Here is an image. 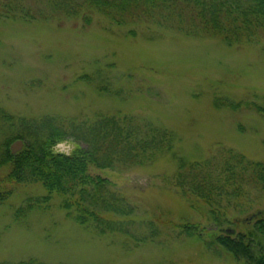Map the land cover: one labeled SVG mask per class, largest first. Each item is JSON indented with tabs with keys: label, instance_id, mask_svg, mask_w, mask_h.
Instances as JSON below:
<instances>
[{
	"label": "rangeland",
	"instance_id": "1",
	"mask_svg": "<svg viewBox=\"0 0 264 264\" xmlns=\"http://www.w3.org/2000/svg\"><path fill=\"white\" fill-rule=\"evenodd\" d=\"M215 97L264 106V39L227 44L153 22L116 24L96 12L89 23L81 16H0V109L5 112L0 147L17 140L12 136L23 127L17 118L42 116L69 123L128 114L176 134L172 151L145 165L89 166L92 175L107 177L135 205L132 235L90 231L67 214L60 195L18 213L27 198L46 190L40 183L6 180L11 194L0 202V261L246 264L213 237L230 229L226 232L245 234L256 250L264 249V190L249 187L245 211L217 228L174 183L176 157L200 161L231 149L264 162V112L216 106ZM6 115L12 118L5 120ZM76 148L87 144L71 135L51 147L66 154ZM9 169L0 167V180ZM186 222L199 225V232L178 233V224Z\"/></svg>",
	"mask_w": 264,
	"mask_h": 264
},
{
	"label": "trees",
	"instance_id": "2",
	"mask_svg": "<svg viewBox=\"0 0 264 264\" xmlns=\"http://www.w3.org/2000/svg\"><path fill=\"white\" fill-rule=\"evenodd\" d=\"M94 12L116 24L153 22L182 35L217 37L227 44L264 39V0H0V16L9 19L81 16L89 23ZM214 104L264 112V106L255 102L242 104L215 97ZM3 115L5 112L0 109L2 119ZM6 116L9 118L5 120L12 118ZM17 120L23 127L12 138H23L25 144L15 154L8 147L9 139L1 144L0 167L6 165L10 169L0 180V202L11 194L4 184L6 180L40 183L46 194L27 198L18 213L44 207L54 195H60L67 214L90 231L132 235L130 225L134 222L135 205L107 177L92 175L89 166L121 170L145 165L158 154L172 151L176 134L128 114L69 123H59L53 116ZM70 135L84 141L87 148H76L70 154L53 153L52 145ZM176 158L175 185L182 196L193 199L204 209L202 215L217 228L229 223L236 212L245 211L249 187L264 190V162L234 150L226 149L223 155L200 161ZM199 227L186 222L177 228L178 233L191 236L195 230L199 232ZM213 238L246 264H264V249L256 250L245 234L231 235L225 231ZM0 264L51 263L29 257Z\"/></svg>",
	"mask_w": 264,
	"mask_h": 264
},
{
	"label": "water",
	"instance_id": "3",
	"mask_svg": "<svg viewBox=\"0 0 264 264\" xmlns=\"http://www.w3.org/2000/svg\"><path fill=\"white\" fill-rule=\"evenodd\" d=\"M24 145L23 140L17 139L14 142H12L9 146V149L12 154L17 153ZM226 231H230V229H225Z\"/></svg>",
	"mask_w": 264,
	"mask_h": 264
}]
</instances>
